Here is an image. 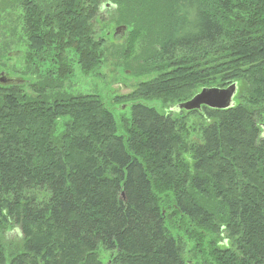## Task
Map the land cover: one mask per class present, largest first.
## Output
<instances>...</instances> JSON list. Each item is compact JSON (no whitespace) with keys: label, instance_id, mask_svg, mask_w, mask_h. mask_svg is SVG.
<instances>
[{"label":"trees","instance_id":"1","mask_svg":"<svg viewBox=\"0 0 264 264\" xmlns=\"http://www.w3.org/2000/svg\"><path fill=\"white\" fill-rule=\"evenodd\" d=\"M17 1L29 60L53 61L60 80L71 73L68 50L84 73L101 64L95 25L109 6V21L128 26V61L142 45L144 73L159 72L118 100L174 112L205 87L237 82L238 92L231 108L200 110L197 135L140 102L119 135L98 95L49 101L53 79L33 96L0 84V264H104L100 246L114 264H196L171 215L188 221L196 253L206 233L228 234L201 264H264V0ZM240 82L253 106L236 102ZM16 227L22 237L10 246Z\"/></svg>","mask_w":264,"mask_h":264},{"label":"rangeland","instance_id":"2","mask_svg":"<svg viewBox=\"0 0 264 264\" xmlns=\"http://www.w3.org/2000/svg\"><path fill=\"white\" fill-rule=\"evenodd\" d=\"M110 11L109 6L105 7L103 14L106 19L95 25L96 36L105 39V45L100 50L101 64L90 73H84L79 63V56L73 50H68L66 63L71 73L60 80L57 75L52 76L53 72L59 70L58 67H55L53 61L29 60L30 46L24 24L25 10L20 5V2L11 0L5 5L0 4V75L5 73L7 77L15 79L14 83L3 85L19 86L24 92L33 96L39 82L42 83L46 80L52 82L54 80L56 88L45 90L49 101L58 99V97L65 94L98 95L103 99L106 107L114 114L118 124L119 135L125 134V123L131 119L132 105L136 102L155 107L162 113H170L175 118H184L191 133L197 135L198 130L205 124L200 110L195 112L194 110L178 109L173 112L171 108L175 105H163L157 100H147L145 98L129 101L118 100V98L135 91L140 83L155 78L159 72L157 70L153 73H144L145 69H143V66L146 65L143 57L140 58L144 50L142 45L139 47V44H136L135 53H133L136 58H133L134 62L132 63L128 61L127 56L129 53H125L126 46H128L126 45L128 36L126 33H128V30L123 36L121 34L115 36L116 29L119 26L109 21L108 13ZM101 22L103 23L100 24ZM107 23L110 24L107 25ZM157 65L161 64L158 63ZM240 84L243 90L241 95H238L236 102L249 105L248 103L250 102L247 99L248 91L243 82H240ZM250 105L253 106L251 103ZM66 120L69 121L66 118L58 123L56 138L63 131ZM167 223L171 232L184 244L186 252L193 249V257H195L196 264H201L203 259L208 256L207 253L212 243L218 244V242H221V244L225 245L229 240L225 231L217 234L206 233L203 240L204 253L199 254L194 249L197 244L196 240H190L185 233V230L188 229V221H184L180 216L174 217L171 215V219ZM21 237V232L17 227L11 229L7 234L8 244L11 246L17 243ZM97 251L104 264H114L112 263L110 252L104 250L102 246Z\"/></svg>","mask_w":264,"mask_h":264},{"label":"water","instance_id":"3","mask_svg":"<svg viewBox=\"0 0 264 264\" xmlns=\"http://www.w3.org/2000/svg\"><path fill=\"white\" fill-rule=\"evenodd\" d=\"M127 29V25L119 26L116 29L115 36L118 34H121L122 36L125 35ZM14 82L15 79L7 77L5 73L0 75V83L11 84ZM237 92V83H232L224 88L205 87L190 100L178 104L175 109H185L188 111L202 110L203 107L218 110L228 109L234 106V98ZM262 127L264 129V125H262Z\"/></svg>","mask_w":264,"mask_h":264},{"label":"bare ground","instance_id":"4","mask_svg":"<svg viewBox=\"0 0 264 264\" xmlns=\"http://www.w3.org/2000/svg\"><path fill=\"white\" fill-rule=\"evenodd\" d=\"M237 83V82H236ZM222 88V87H221Z\"/></svg>","mask_w":264,"mask_h":264}]
</instances>
